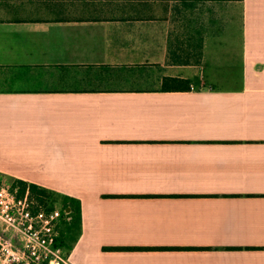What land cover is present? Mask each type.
<instances>
[{
	"label": "crops",
	"instance_id": "0c3cea01",
	"mask_svg": "<svg viewBox=\"0 0 264 264\" xmlns=\"http://www.w3.org/2000/svg\"><path fill=\"white\" fill-rule=\"evenodd\" d=\"M68 1L0 7V176L70 264H264V0Z\"/></svg>",
	"mask_w": 264,
	"mask_h": 264
},
{
	"label": "built area",
	"instance_id": "2783aa9c",
	"mask_svg": "<svg viewBox=\"0 0 264 264\" xmlns=\"http://www.w3.org/2000/svg\"><path fill=\"white\" fill-rule=\"evenodd\" d=\"M68 215L35 208L27 198L0 187V264H70L57 246L58 224L70 220Z\"/></svg>",
	"mask_w": 264,
	"mask_h": 264
},
{
	"label": "rangeland",
	"instance_id": "374dc122",
	"mask_svg": "<svg viewBox=\"0 0 264 264\" xmlns=\"http://www.w3.org/2000/svg\"><path fill=\"white\" fill-rule=\"evenodd\" d=\"M6 4L8 5L11 4L13 6L16 5L15 7H18V8L19 7L32 8V13H35V10H36L35 8L37 7L48 8L49 10H51L52 8L53 9L61 8V7H64L65 5L67 6L74 5L73 3L69 1L67 2V0H0L1 8ZM17 12L20 13L21 9H17ZM14 185H15V181H11L9 179L4 178L3 176H0V187L9 188L10 190H12ZM19 188L20 186L17 185V188L14 189V192L17 197H18ZM24 198H27L30 202H32V206L35 208L57 209L61 211L63 208V205L60 202L61 198L54 194L51 195L50 193H48L47 196L44 197V201L41 202L36 197H32L28 190L22 199ZM68 229H69V226H67L64 222L59 224V227L57 228V233H58L57 246L62 250V254L64 257L67 256L69 246L71 245V243H73L74 238L77 235V232L75 229H72L71 232Z\"/></svg>",
	"mask_w": 264,
	"mask_h": 264
},
{
	"label": "trees",
	"instance_id": "16d2710c",
	"mask_svg": "<svg viewBox=\"0 0 264 264\" xmlns=\"http://www.w3.org/2000/svg\"><path fill=\"white\" fill-rule=\"evenodd\" d=\"M182 1L205 2V1H241V0H182ZM189 83L190 82L187 80L174 79V78H166L164 80V85H169V84L182 85V84H189ZM17 185L20 186L19 192H18V198H23L28 190H29L32 197H36L41 202L44 201V197H46L48 193H50L51 195L52 194L57 195L50 190L38 188L37 186L29 185V184L22 182V181H15V185H14L12 191H14V189L17 188ZM63 201H64V205H63L64 208H62L63 213L65 214L67 208H71V210H72L71 213L68 215L69 218H71V219L70 220L64 219L63 222L67 226H69L68 230L70 232L72 231V229H75L76 232H78V230L80 228V224H81L80 208L77 207V205L74 202H72L73 200L64 199ZM44 209L46 211L54 210V209H46V208H44ZM76 239L77 238L75 237L74 241H76ZM71 247H72V243L69 246V250L71 249Z\"/></svg>",
	"mask_w": 264,
	"mask_h": 264
}]
</instances>
